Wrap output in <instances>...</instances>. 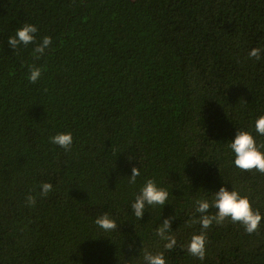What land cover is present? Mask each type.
Instances as JSON below:
<instances>
[{
	"label": "trees",
	"instance_id": "1",
	"mask_svg": "<svg viewBox=\"0 0 264 264\" xmlns=\"http://www.w3.org/2000/svg\"><path fill=\"white\" fill-rule=\"evenodd\" d=\"M24 23L37 42L52 37L39 60L35 44L7 42ZM260 116L264 0H0V264H143L144 249L166 264H264V174L237 168L229 148L238 130L264 144ZM64 132L69 151L49 139ZM149 178L168 204L138 220L131 205ZM44 182L53 191L28 205ZM222 186L262 220L252 234L212 225L200 260L188 222ZM104 213L117 230L94 223ZM168 217L171 250L155 235Z\"/></svg>",
	"mask_w": 264,
	"mask_h": 264
},
{
	"label": "clouds",
	"instance_id": "2",
	"mask_svg": "<svg viewBox=\"0 0 264 264\" xmlns=\"http://www.w3.org/2000/svg\"><path fill=\"white\" fill-rule=\"evenodd\" d=\"M37 26L30 23H24L22 27L16 29L14 36L8 38V44L15 50L23 44H35L32 55L36 60H39L44 55L45 50L50 48L52 37L44 36L41 42H37L36 33ZM261 48H252L249 52V58H255L257 61L261 59ZM30 75L28 79L30 83L35 84L42 75V68L32 65L29 67ZM255 131L264 135V116H260L255 122ZM50 141L65 149L71 150L73 145V136L71 132L58 133L51 136ZM229 148L235 153L234 165L242 171H258L264 174V144H257L252 133L245 130H238L234 140L229 145ZM140 169L133 167L132 174L128 177L129 184L135 185L137 177L140 175ZM53 191V186L49 182H44L40 185V191L33 195L29 193L26 197V203L35 206L38 197H47ZM169 192L166 188L159 187L153 178L145 181L138 194L135 195V200L131 207L134 215L140 220L148 206L168 204ZM195 212L200 213L199 217H193L188 223L200 225L199 234H193L187 245V252L203 260L206 256V245L209 243L207 230L212 225H221L226 220H231L233 223H240L244 226L247 233L252 234L259 230L262 220V215L259 210L252 208L250 199L247 196H242L238 191H229L226 187H221L214 194L211 202L207 199H197L195 201ZM210 208H215L216 212L208 214ZM175 217H168L163 220L156 230L155 235L162 241H165L164 248L171 250L177 243L176 237L171 229V222ZM94 223L99 226L104 232L117 230L118 224L110 217L108 213H104L97 217ZM143 264H166L165 255L163 252L151 253L147 249L143 250Z\"/></svg>",
	"mask_w": 264,
	"mask_h": 264
}]
</instances>
